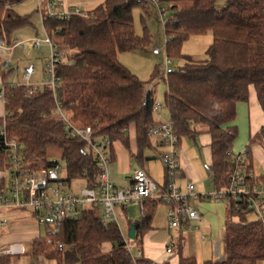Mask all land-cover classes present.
I'll use <instances>...</instances> for the list:
<instances>
[{
	"label": "trees",
	"instance_id": "16d2710c",
	"mask_svg": "<svg viewBox=\"0 0 264 264\" xmlns=\"http://www.w3.org/2000/svg\"><path fill=\"white\" fill-rule=\"evenodd\" d=\"M25 0H0V41L9 45L14 33L30 25L29 16L19 15L14 6ZM166 3L167 19L163 25L165 52L169 58L181 57L184 65L164 76V105L178 138H195L205 127L210 138L211 178L214 190L226 188L232 164L228 157L238 138L235 125L237 106L248 101L253 86L264 113V0H160ZM146 0H101L86 18L70 16L51 19L43 16L46 35L52 40L59 62L55 67L54 92L39 87L27 97L24 85L12 82L11 70L0 66L4 115L0 131L7 139H16L24 147V159L32 170L45 169L49 150L57 149L65 164L67 181L96 183L97 164L80 139L71 138L55 114L57 106L70 120L89 127L96 140L107 139L110 161L115 159V145L130 149L134 132L135 153L141 162L144 152L153 149L147 132L155 122L152 117L153 91L118 60V53L144 50L148 37L135 34L132 9L147 14ZM158 16V15H157ZM210 33L212 41L205 57L193 60L181 55L183 44L191 37ZM157 74V73H156ZM152 77V79L156 76ZM264 137V128L259 135ZM159 146V144H157ZM157 147V146H156ZM247 158L249 151L247 150ZM5 169L0 150V171ZM247 170L251 172L250 165ZM255 180L264 184L262 177ZM4 180H0V189ZM158 200L145 199L143 211L135 224V240L152 229ZM223 233L224 257L220 262L202 264H258L264 262V224L248 220L250 212L228 206ZM63 250L46 245L45 238L34 240L32 255H44L55 264H134L126 249L119 227L103 225L98 207L87 210L61 227L57 238ZM108 244V252L101 250ZM7 256L0 264H7ZM137 259V264H146ZM167 264V263H164ZM179 264H197L193 257L179 258Z\"/></svg>",
	"mask_w": 264,
	"mask_h": 264
},
{
	"label": "built area",
	"instance_id": "2783aa9c",
	"mask_svg": "<svg viewBox=\"0 0 264 264\" xmlns=\"http://www.w3.org/2000/svg\"><path fill=\"white\" fill-rule=\"evenodd\" d=\"M156 10L157 15L164 25L167 19L166 3L160 0H146ZM38 10L43 16L51 19H68L70 16L86 18L88 13L79 6H68L60 0H37ZM43 10L46 13L43 14ZM47 45L50 56L45 66L47 80L38 85H31L30 81L35 74L34 66L28 65L23 69L26 96L33 95L39 87L46 86L54 92L55 67L59 62V56L55 52L52 40L46 36L38 37L25 42L12 41L5 45L0 41V66L4 70L13 68L12 54L17 46L29 49H38L41 45ZM153 55H160V49H153ZM171 58L167 55L165 63L156 76L145 87L152 90L156 78H162L174 70L170 66ZM161 73V74H160ZM0 98L3 100V91L0 90ZM162 109L159 103L154 102L152 113ZM55 114L64 124V130L71 138L80 139L86 145L87 151L94 158L98 174L96 183L91 186L84 185L78 193L71 190V182L67 181L65 164L60 161H52L45 169L32 170L30 164L24 159V147L16 139H7L5 132L0 131V150L4 156L5 169L1 179L4 184L0 189V211L9 208L29 210L39 227L45 229V243L54 250L62 251L63 244L57 240L61 233V227L66 222L78 220L84 212L98 207L99 218L103 225L118 226L116 208L126 210L128 204H138L140 214L143 211L142 202L145 199L158 200L165 212L169 229H179L186 225L188 229H196L189 225L190 221H199L197 211L198 202L208 200L210 202H225L236 210L250 212L257 220L264 224V184L255 180L251 172L247 170V151L236 153L229 151L228 157L232 164L228 174V183L222 190H213L205 194H199L192 182H187L184 188L176 184L180 175L178 166V138L169 122H157L149 128L147 137L156 140L162 147L163 153L160 160L164 166L166 183L158 186L152 182L143 169L133 171L131 184L126 188H117L110 175V142L107 139L96 140L92 137L89 127H81L74 124L64 110L57 106ZM81 181V180H79ZM5 222L0 220V226ZM126 249L131 255L134 264L141 253L133 255L129 246ZM170 252V249H167ZM23 253L21 244L8 245L1 251L4 256H16ZM222 260V259H221Z\"/></svg>",
	"mask_w": 264,
	"mask_h": 264
},
{
	"label": "crops",
	"instance_id": "0c3cea01",
	"mask_svg": "<svg viewBox=\"0 0 264 264\" xmlns=\"http://www.w3.org/2000/svg\"><path fill=\"white\" fill-rule=\"evenodd\" d=\"M60 1L65 2V4H67L68 6L82 7V3L79 2H70L71 0ZM81 9L83 10V8ZM205 41H209L211 43L212 36L210 33H207L205 35ZM206 46L208 47L209 45H205V50L207 49ZM30 50L31 49L23 46V55H25L26 57L29 54ZM191 58L193 60H199L198 58ZM161 79L163 80L164 78L162 77ZM152 91V95L154 98V86L152 88ZM0 100L2 104V115H0V117H2L4 115V103L1 98ZM161 111L162 109L155 113ZM235 125L238 129V138L232 148V151L236 152L240 150H248L249 156L247 158V164L251 167L252 175L254 177H262L264 180V137L257 138L261 129L264 128V113L260 109V106L257 102L253 86L249 87L247 103L239 104L237 106ZM129 132L130 138H132L130 140V149L128 151L122 147L121 148L123 149L125 155L129 156V158H132L131 154L135 153L136 147L134 142L133 129L131 128ZM196 138L197 136L190 139L195 141ZM131 141H133V147H131ZM181 141L178 147V166L180 175L176 180V184L180 188H184L185 184L190 181L194 184L195 190L199 194H205L213 191L214 189L210 168L211 151L209 146V136L205 133V150L203 151V158H205V173L203 174H200L202 171L199 170V168H195V166L199 165L197 160H202V151L198 150L199 158H195V156L193 158V156H190V154L187 152L188 146L185 151L181 152ZM155 144L157 146L155 150H161L162 154L163 147L156 140ZM157 144H159V146ZM117 158L118 157L115 151V159L112 162L110 161V166L111 164H114L116 162ZM110 175L113 184L117 188L123 189L131 184L132 178H127L124 180L125 187H119L117 186L118 179L115 177V175H113L112 177L111 171ZM149 179L158 186H164L167 181L166 176L163 178L162 184L156 183L151 178ZM128 205L130 206L127 207L126 205V210H122L119 207L116 208L117 216L124 215L127 226V238L130 225L137 221L140 217L139 205L132 203ZM160 205L162 204L160 203ZM129 208H132V211H129ZM227 208L228 205L225 202H210L208 200H202L198 202L197 211L200 215V220H192L189 222V225L193 228L196 227V229H188L186 225L181 226L179 229H169L165 217V212H162L160 218L156 220V222H154L153 218L152 229L145 233L140 241L135 239L132 240L135 245L137 244V246H140V249L137 250L136 255L138 254V252H140L141 257H137L136 260L142 258L147 262L146 264H179L180 257H193L196 260L197 264H202L204 261L208 260L212 262H219L224 257L223 233L225 230L224 223L227 217ZM25 212L29 213L28 218H26L25 215L28 214H25ZM16 213L22 214V216L19 219H14L16 218ZM0 218L5 222L3 226H0V257L4 256L1 254V251L7 248L10 244H21L23 250V253L20 255L7 256V264H55L53 260L47 259L44 255H32L33 241L45 238V229L37 225L33 214L29 210L18 208L5 209L0 211ZM20 219L25 220L23 222H19ZM14 222H17V224H14ZM31 222H34L36 224L33 225L31 224ZM10 223H12V225ZM19 223L20 226L18 225ZM121 235L124 238L122 232ZM125 243L127 246H129L126 241ZM168 248L170 249V252H167ZM109 249L110 246L108 244H104L101 248L103 252H108ZM154 253H157V255H159V259H157L156 257H154V259L152 257ZM173 255L174 257H172Z\"/></svg>",
	"mask_w": 264,
	"mask_h": 264
},
{
	"label": "rangeland",
	"instance_id": "374dc122",
	"mask_svg": "<svg viewBox=\"0 0 264 264\" xmlns=\"http://www.w3.org/2000/svg\"><path fill=\"white\" fill-rule=\"evenodd\" d=\"M225 1L226 0H218L215 5L216 8L223 7ZM70 2L82 3L81 8H83L84 11L88 12L89 10L94 9L101 2V0H71ZM147 9H148L147 11L148 13L145 14L141 8L134 7L132 9V18H133V27L135 34L140 38H143L146 35L149 40L148 45L144 50L129 51V52L117 54L120 63H122L128 70H130L133 74H135L139 78V80L144 84L151 81L154 74L161 72L166 57V52H165L166 37L164 35V28L162 26V23L160 22L157 16V10L153 6H148ZM14 11L22 16L28 15L31 24L14 33L12 35L11 42L13 40H17L19 42H25L35 37H38L40 39L46 38L47 35L45 33L42 23V14L38 10L37 0H25L24 2L14 6ZM42 12L43 14L46 13L45 10H43ZM209 43H210L209 41H205V35L191 37L183 44L181 48V55L203 59L205 52V45H210ZM5 45L7 44L5 43ZM153 49H160L161 50L160 55H153L151 52ZM49 56H50V49L47 45L42 44L40 48L30 50L29 54L26 57L25 55H23V46L22 45L18 46L14 54H12V58H11L12 63L17 64L15 65L16 66L15 72L11 79L12 82H15L20 85H25V81L23 78V69L28 65H33L35 70V75L32 76L30 81L31 85H36L37 83L39 84L41 82H46L47 77L45 73V66L46 63L48 62ZM183 65L184 62L182 58L176 57L171 59V63L169 67L173 70L178 71L183 67ZM153 83H154V102L159 103L162 106L161 112L152 114L153 120L156 123L157 122L167 123L169 122V114L167 108L164 105V95L167 89L165 80H162L161 78L158 77L153 80ZM1 88H2V84L0 80V90ZM145 89L148 90V88L146 87ZM0 115H2L1 100H0ZM257 138H261V137L258 136ZM151 143L153 149L145 150L141 162H137L136 160L129 158V156L125 155L120 145L117 144L114 146L118 158L114 164H111L110 171L112 177L113 175H115V177L118 179L117 186L125 187L124 180L127 178H132V173L135 169H143L147 173L149 178H151L156 183L162 184L163 178L165 177L164 166L160 160V155L162 151L155 150L157 147L154 139H151ZM187 146H188L187 152L190 154V156H193V158L194 156L195 158L198 157L199 151L200 150L202 151L201 154L202 160L199 161L197 160L199 165L195 166V168H199V170L202 171L200 174L205 173L204 171L205 158H203V151L205 150V127L199 129V134L197 135L195 141H193L190 138L182 139L181 152L185 151ZM131 147H133V141H131ZM242 151L243 150L236 151V153ZM59 155H60L59 150L57 149L49 150L47 160L58 161V162L60 161L61 163H63ZM1 175L3 174L2 173L0 174V178L2 177ZM83 187H84L83 182L79 180H74L71 182V190L73 193H78L79 190ZM128 206L130 205H127V207ZM129 211H132V208H129ZM162 212H164V209L162 205H159L154 215V222H156V220L160 218ZM25 214H28L25 215L26 218H28L29 213L25 212ZM15 215L16 218L14 219H19L22 216V214L19 213L18 214L16 213ZM246 217L248 220L257 219L256 216L251 213L247 214ZM24 220L20 219L19 222H23ZM34 222H31V224L33 225L36 224ZM15 223L17 224V222H14V224ZM10 224L12 225V223ZM18 225L20 226V223ZM118 226L122 234L124 235L125 241L128 243L129 247L131 248V252L134 255H136L137 250L140 249V246H137V244L135 245V243L131 239L127 238V231H126L127 226L124 215L118 216ZM152 257L153 258L156 257L157 259H159L158 258L159 255H157V253L156 254L154 253ZM172 257H174V255ZM258 264H264V262H259Z\"/></svg>",
	"mask_w": 264,
	"mask_h": 264
},
{
	"label": "water",
	"instance_id": "95a60500",
	"mask_svg": "<svg viewBox=\"0 0 264 264\" xmlns=\"http://www.w3.org/2000/svg\"><path fill=\"white\" fill-rule=\"evenodd\" d=\"M128 238L131 240L135 239V224L132 223L129 228Z\"/></svg>",
	"mask_w": 264,
	"mask_h": 264
}]
</instances>
